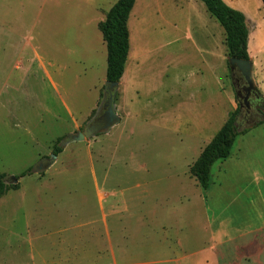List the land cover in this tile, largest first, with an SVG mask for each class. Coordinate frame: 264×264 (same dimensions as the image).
Here are the masks:
<instances>
[{"label":"rangeland","instance_id":"obj_1","mask_svg":"<svg viewBox=\"0 0 264 264\" xmlns=\"http://www.w3.org/2000/svg\"><path fill=\"white\" fill-rule=\"evenodd\" d=\"M113 1L103 3L106 6L100 0L92 3L105 11ZM223 1L246 18L252 78L263 99L259 89L264 92V6L260 0ZM40 2L0 0V86L5 78L9 86L20 79L12 66L21 58L28 40L37 47L56 85V89L22 88L24 96L15 93L19 88H0V175H5V183L13 184L10 177L27 170L30 175L16 184L26 187L28 182L38 180L79 179L86 182L88 206L95 201L89 173L93 166L97 168L98 181H103V190L112 192L120 201L148 196L151 213L158 211L157 202L163 199L173 202L181 196L198 197L199 207H192L190 212L198 215L200 223L204 189L190 176L189 168L240 106L230 78L223 30L198 0H190L185 6L180 0H135L128 19L130 51L125 66L129 72V65L136 62L139 81L130 87L129 101L121 103L122 107L117 105L118 91L115 94L118 124L106 134L70 143L62 148L51 171L36 175L30 169L45 163L55 146L60 147L66 136L81 131L95 116L103 102L104 88L94 87L101 82L100 67L106 63L95 26L101 16L84 13L85 0H54L48 2V11L44 8L42 12L38 11ZM254 25L258 31L253 30ZM211 33L212 57L205 51L210 46L206 37ZM188 37L191 41H185ZM27 78V85H36ZM123 85L121 82L118 88ZM25 116L28 123L23 124ZM246 126L238 123L239 130ZM228 164L231 165L229 159L212 166V181L214 173L220 171L222 175ZM32 190L29 185L26 193ZM227 190L230 213L234 207L242 209L252 192L237 188L231 181ZM7 196L8 202H3L10 209L5 211L7 216L29 212L25 209L29 203L20 202L24 195ZM131 207L130 212L136 215L138 207ZM246 207L244 216H249L251 210ZM104 211L108 213L106 205ZM119 213L126 211L120 208ZM129 224L131 228L135 225L131 220ZM21 227V221L7 222L0 216V264L12 260V234ZM150 248L148 255L152 257L154 247Z\"/></svg>","mask_w":264,"mask_h":264},{"label":"crops","instance_id":"obj_2","mask_svg":"<svg viewBox=\"0 0 264 264\" xmlns=\"http://www.w3.org/2000/svg\"><path fill=\"white\" fill-rule=\"evenodd\" d=\"M92 1L96 0H87V3L85 0L83 12L99 13L101 18L95 21L98 29V24L104 21L107 12L117 0L108 5L105 11ZM100 1L103 4L108 0ZM188 1L190 0H180L179 3L185 6ZM48 2L53 3L54 0H41L38 11L42 12L44 8L48 11ZM150 2L153 3V0ZM253 27V30H259L256 25ZM207 36L209 37H206V40L210 46H207L205 51L212 57L213 36L212 33ZM185 41L191 40L188 37ZM101 44L104 47L103 53H106L103 40ZM25 45L21 50V58L12 66L13 72H17L20 79L9 86L5 78L0 88H19L15 90L19 95H23L22 88L56 89L37 47L32 46L30 40ZM263 46L264 42L261 43V48ZM249 49L247 46L250 58ZM135 63L129 65V72H126V66L124 67L118 87L121 82L124 85L123 88H117L118 106L122 107L121 103L129 101V89L139 81V69ZM106 67L104 61L100 67L101 82L94 88H105ZM27 77L32 78L36 85H27ZM211 78L213 80V69ZM38 81L41 82L40 86L37 85ZM259 91L264 97V92L260 89ZM97 92L99 93L98 90ZM26 118L25 116L23 124L28 123ZM262 129L264 124L235 139L227 158L231 161V165L228 164L229 175L228 169L222 175L217 171L212 181L211 168L209 185L200 200L204 210L200 223L198 215L190 212L192 207H199L198 197L181 196L173 202L163 199L157 202L158 211L151 213V200L148 196L140 200L130 198L120 201L112 192L103 190V181H98L97 168L93 166L89 173L95 201L88 206L85 204L86 182L79 179L38 180L28 182L26 187L23 183L19 184L16 191H10L0 198V216L7 222H22V227L12 234L13 258L6 261L7 264H264ZM258 130L261 132H257ZM50 169L52 167L47 171ZM230 181L237 188L240 186L242 189L252 190L243 202V208L234 207L231 213L228 212L231 207L227 201V186ZM29 185L33 186V190L26 193ZM11 193L24 195L20 202L29 203V207L25 208L29 212L23 213L22 216L15 213L11 217L6 215L5 211L10 212V209L4 204L8 202L7 195ZM133 204L138 207L136 215L130 212L133 210ZM104 205L107 206L108 213L104 211ZM152 205H155V200ZM246 206L251 210L249 216H244V212H248ZM120 208L126 213H119ZM2 213L5 214L1 215ZM130 220L135 223L132 228ZM151 246L154 247L152 257L148 255ZM105 253L108 254L103 256ZM146 257L154 259L146 262L143 260Z\"/></svg>","mask_w":264,"mask_h":264},{"label":"trees","instance_id":"obj_3","mask_svg":"<svg viewBox=\"0 0 264 264\" xmlns=\"http://www.w3.org/2000/svg\"><path fill=\"white\" fill-rule=\"evenodd\" d=\"M225 34V45L228 59L249 60L247 51L249 30L245 16L229 7L223 0H198ZM264 6V0H260ZM135 0H117L107 12L103 22L98 24L102 40L106 46V82L119 83L124 72V67L129 56V31L128 19ZM258 92V91H257ZM259 93V92H258ZM264 99V98H263ZM262 119H255L244 129H238L240 109L237 108L227 119L225 124L205 146L196 161L189 168V174L195 179L202 189H207L212 166L229 157L232 145L238 136H242L249 130L264 124V112ZM250 124V125H249ZM62 148L55 146L52 154L58 156ZM29 170L15 177L18 181L29 176ZM5 175H0V198L9 191H16L19 184L8 185L4 181Z\"/></svg>","mask_w":264,"mask_h":264},{"label":"water","instance_id":"obj_4","mask_svg":"<svg viewBox=\"0 0 264 264\" xmlns=\"http://www.w3.org/2000/svg\"><path fill=\"white\" fill-rule=\"evenodd\" d=\"M228 67L231 72L236 71L244 82L242 91L246 93V97H242L239 93H236V98L238 101L239 98L242 99L245 105L248 107L247 97L251 92L258 98H262L257 92L252 78V64L250 60L245 61L229 58ZM117 88L118 83H105L103 102L100 104L95 116L87 125L83 127L81 131H77L75 134L66 136L60 144L61 148L66 147L72 142H83L97 136L98 134H106L112 127L118 124L119 119L116 116L114 107ZM102 109L105 110L103 114H101ZM56 157L57 156L54 154L49 155L48 159L45 160V163H38L31 168L32 170L30 169V172L36 175L45 173L55 163ZM10 180V182L13 184L17 183L15 177H10Z\"/></svg>","mask_w":264,"mask_h":264},{"label":"flooded vegetation","instance_id":"obj_5","mask_svg":"<svg viewBox=\"0 0 264 264\" xmlns=\"http://www.w3.org/2000/svg\"><path fill=\"white\" fill-rule=\"evenodd\" d=\"M230 78L232 80L233 86H234V92L239 93L240 96L246 97V93L242 91V88L244 87V82L242 81L240 75L236 72H230ZM240 106L238 108L240 109V120L239 123H248L252 122L253 120L257 119L261 116V113L264 112V99L258 98L255 94L252 92L248 95L247 101H248V107L245 105L244 101L239 98ZM104 109L101 110V114L104 113Z\"/></svg>","mask_w":264,"mask_h":264}]
</instances>
